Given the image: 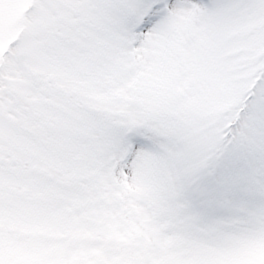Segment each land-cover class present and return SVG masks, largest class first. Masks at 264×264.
Here are the masks:
<instances>
[{"label":"snow or ice","instance_id":"snow-or-ice-1","mask_svg":"<svg viewBox=\"0 0 264 264\" xmlns=\"http://www.w3.org/2000/svg\"><path fill=\"white\" fill-rule=\"evenodd\" d=\"M0 264H264V0H0Z\"/></svg>","mask_w":264,"mask_h":264}]
</instances>
